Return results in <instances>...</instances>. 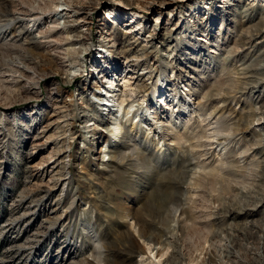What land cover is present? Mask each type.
Wrapping results in <instances>:
<instances>
[{
  "label": "rangeland",
  "instance_id": "1",
  "mask_svg": "<svg viewBox=\"0 0 264 264\" xmlns=\"http://www.w3.org/2000/svg\"><path fill=\"white\" fill-rule=\"evenodd\" d=\"M241 1L0 0V264H157L161 246L182 264H264V46L253 47L264 0ZM39 24L88 48L67 75L54 76ZM122 47L147 49V65L100 74L104 61L128 65ZM116 87L125 120L114 136L102 109Z\"/></svg>",
  "mask_w": 264,
  "mask_h": 264
},
{
  "label": "bare ground",
  "instance_id": "2",
  "mask_svg": "<svg viewBox=\"0 0 264 264\" xmlns=\"http://www.w3.org/2000/svg\"><path fill=\"white\" fill-rule=\"evenodd\" d=\"M137 1V0H136ZM140 1V0H139ZM154 1V0H153ZM160 1H162V0H160ZM145 2V1H144ZM148 2V1H147ZM152 2V1H151ZM158 2V1H157ZM132 3H133V1H132ZM138 3V2H137ZM140 3V2H139ZM158 3H160V2H158ZM171 3V2H170ZM240 3H242V1L240 0ZM165 4V3H164ZM247 4V3H246ZM245 4V11H250L251 10V8L253 7V5L251 6V3H249V4H247L246 5ZM136 5V4H135ZM139 5V4H138ZM140 5H143L142 3L140 4ZM84 6H85V4H84ZM84 6H82V4L80 5V4H72V3H69L68 4V6L67 7H69V8H71L72 10L71 11H74V12H76L78 15H82V14H84L85 12H84V10H85V7ZM144 6V5H143ZM133 12V11H132ZM158 13V12H157ZM21 14V13H20ZM88 14V13H87ZM14 15H16V14H14ZM9 17H10V20L8 19V21L7 22H11V24L12 25H19V24H21V23H24V20L25 19H23L22 17H20V16H13V17H11L10 15H8ZM22 16V15H21ZM87 16V15H86ZM138 17H141V15L139 14V13H137V12H134V15H133V20H135V18H138ZM30 22L31 23H34V27H35V25H37V23H39L40 22V18H38L36 15H30ZM141 19H144V17H142ZM215 19V18H214ZM80 19H76V20H74L73 21V26H71V28H70V30L72 31V32H77V27H78V23H81V24H83V26H85L86 24H88L89 22H88V18H82V20H80ZM263 25H261V29L259 30V33L260 34H264V19H263ZM10 24V25H11ZM41 24V23H40ZM38 25L37 26V29H40L41 30V32H40V35H41V37H44V38H47V39H49V42H46L44 45H46V46H49L48 48H51L52 46V50L50 51V52H48L47 53V55H46V57L48 58V60H49V58L51 59V63L52 64H54L55 66V72H54V76H57L58 74H63V75H67V73L68 72H70L71 71V69L72 68H74L75 66H79L80 65V63H81V60H82V57H83V55L88 51V48L86 47V48H81V50L78 52V50L76 49V48H74V45H75V43L77 42V40H69L68 39V41H67V38L65 39V40H63V41H55V40H53V36H48V34L47 33H49V35H50V33L51 34H54L55 32H53L52 30H51V27L48 25L47 27H46V29H45V31H43V26H41V25ZM81 24H79V26L81 25ZM8 25H9V23H6L5 24V26H3L4 27V29L6 28V27H8ZM11 25V26H12ZM44 25H45V23H44ZM252 25V24H251ZM137 24H135L134 26H132L130 29H132V31H130V32H125V35H129V34H131V33H133V31H134V29H136L137 28ZM153 27V26H152ZM89 29V28H88ZM153 29V28H152ZM213 30V29H212ZM177 31V30H176ZM57 33V32H56ZM58 33H60V32H58ZM65 33V32H64ZM81 33V32H80ZM33 34V33H32ZM70 34V33H69ZM68 34V35H69ZM76 34V33H75ZM83 34V33H82ZM86 34V33H85ZM166 33H163V28H158V27H156L155 29H154V32H153V35L152 36H154V38H158V39H160L163 35H165ZM27 35V34H26ZM28 35H31V33H29L28 32ZM80 35V34H79ZM102 35V34H101ZM168 37H169V39H170V41H172V36H171V34H166ZM33 36V35H32ZM74 36V35H73ZM76 36V35H75ZM82 36V35H81ZM111 37H112V35H110V36H108L107 38H106V42H108V43H111L112 45H113V43L115 42L113 39H111ZM116 37V36H115ZM44 38L42 39V42H43V40H44ZM60 38V37H59ZM82 38V37H81ZM89 38V37H88ZM52 39V40H51ZM71 39V38H70ZM75 39V38H74ZM87 39V38H86ZM16 41H18V40H16ZM15 41V42H16ZM26 41V40H25ZM28 41V40H27ZM254 41V40H253ZM41 44V41H39V39L35 36L34 38H32V39H30L29 40V42H28V45H31V47H36V45L37 44ZM162 44H163V46H165V44L163 43V42H161ZM117 44V43H116ZM179 44V43H178ZM33 45V46H32ZM44 45H42V46H44ZM81 45V44H80ZM67 46H69V48L67 49ZM77 46V45H76ZM114 46H115V44H114ZM129 46H131V45H129ZM264 46V36L261 38V39H259L258 41H257V43L253 46L255 49H261L262 47ZM111 47H113V46H111ZM119 48V47H118ZM153 48V45L150 47V49H152ZM47 49V48H46ZM135 49V48H134ZM134 49H133V47H131V48H129V49H126V48H121V49H118V51H119V54H121L122 56H127L128 55V57L126 58V61L128 62V65L127 66H123V64L121 65H117V63H115V62H105L104 61V64H105V70L104 69H102V67H98V68H96V70L98 69L99 70V72H100V74H104L105 72L106 73H109V71L110 70H112V72H121L122 71V69L123 68H125V69H127V68H129V69H131V70H136L137 69V66H146L147 65V57H148V50L147 49H144V51H143V53L142 54H139L138 52H133L134 51ZM47 52V51H46ZM154 52V51H153ZM131 53H134V55H132V56H130L131 55ZM136 53V54H135ZM141 53V52H140ZM158 53V52H157ZM43 54H45V53H43ZM45 57V59L46 60H44V61H42L43 62V64H42V66L44 67L45 65H49V63H47L46 64V62H48V60H47V58ZM55 59H58V62L57 61H55ZM62 59H64V60H62ZM18 65H19V63H17ZM41 64V63H40ZM21 65V64H20ZM35 65H37V63L35 64ZM39 65V64H38ZM49 67H51V66H49ZM18 68V71H21V72H23V73H32L31 75H32V77H30V79H32V83H33V85L34 86H36V85H38L39 84V82H37V81H35V80H33V72H31L29 69H28V67L27 66H24V65H21V66H18L17 67ZM41 68V67H40ZM30 69H32V68H30ZM48 69V68H47ZM156 69V68H155ZM23 75V74H22ZM30 75V76H31ZM47 75V74H46ZM45 75V76H46ZM108 75V74H107ZM49 76V75H48ZM68 76H69V74H68ZM140 76V75H139ZM92 77H93V74H92ZM128 77H130V76H125L123 79H124V81H126V83H128L129 82V80H125V79H127ZM68 78V77H67ZM67 78H64V85H67L68 83H71V81H69V79H67ZM43 79V78H42ZM95 79V78H94ZM134 79H136L138 82L140 81V79H139V77L137 78V77H134V76H131L130 77V80H134ZM118 80H119V78H118ZM121 81V80H120ZM143 81V80H142ZM142 83V82H141ZM90 84H91V81H90ZM139 84V83H138ZM31 85V84H30ZM60 86V85H59ZM111 87H113V86H115L114 85V83L112 82L111 83V85H110ZM138 88V91L139 92H142V90H144V91H147V89H146V85H138L137 86ZM160 87V84H157V89ZM100 87H98L97 89H99ZM36 88H33V90H35ZM29 90V89H28ZM32 91V90H31ZM119 91H121V90H119L118 89V87H116L115 88V90L114 91H108L107 92V95H108V99H107V105H108V107H106V108H104V109H102V115H106V116H108V117H110V118H112L113 120H115V122H114V125H113V130H114V133H113V135L114 136H116V134L118 133V131H119V128L123 125V123H124V117H121L120 119H118V111L116 112V113H113L114 112V110H115V108L116 107H119V109L124 105V103H125V100L124 99H122L121 101L117 98V93L119 92ZM102 92V91H101ZM153 95L154 96H156V95H158V92H157V90H154L153 91ZM163 97V96H162ZM163 103L165 104V106H169L170 104H169V102H168V98H166L165 100H163ZM171 103V102H170ZM66 105V104H65ZM68 106V105H67ZM66 106V107H67ZM70 106V105H69ZM56 107V106H55ZM64 107V106H63ZM92 108H93V105H92ZM132 108V107H131ZM65 109V108H64ZM62 110H63V108H62ZM67 110H69V109H67ZM72 112V111H71ZM64 113V112H63ZM71 114H67V116H64V118H66V120L64 119V121L62 122L64 125H71V123H68L67 122V117H69ZM128 115H129V113H128ZM134 117H133V119H136L137 120V122H141V116H139V112H137V113H135L134 115H133ZM71 117V116H70ZM120 117V116H119ZM62 118V117H61ZM154 118H157V116L155 115V117ZM57 122V121H56ZM152 123H151V125H150V127L151 126H154L155 125V123H153V121H151ZM51 125V124H50ZM53 125V124H52ZM55 125V124H54ZM60 125V124H59ZM73 126V125H72ZM65 128V127H64ZM47 129V128H46ZM45 131V130H44ZM68 131V130H67ZM69 131H70V129H69ZM60 133H62V132H60ZM64 133V132H63ZM59 134V133H58ZM64 134H68L67 132H65ZM63 134V135H64ZM72 134V133H71ZM57 135V134H56ZM69 136V135H68ZM55 137V136H54ZM218 137V136H217ZM59 138V137H58ZM68 138H70V137H68ZM60 139V138H59ZM59 139H57V140H59ZM66 139V138H65ZM71 139V138H70ZM52 141V140H51ZM66 141V140H65ZM64 141V142H65ZM56 142V141H55ZM54 142V143H55ZM62 143V142H61ZM99 143V142H98ZM59 144V143H58ZM44 145V144H43ZM101 145V144H100ZM64 148V147H63ZM60 147H58V149H57V151H56V153L54 154V156H52L51 157V159L49 160V161H52L53 160V158L55 157V156H59V155H61L60 154ZM38 156V154L36 153V154H34V158L35 157H37ZM107 156V155H106ZM65 157V156H64ZM55 159V158H54ZM59 158H57V162L59 163V161H61L60 159L58 160ZM62 159H64V158H62ZM43 160V159H42ZM47 163V160L46 161H44V163L42 162V164H37V165H34V166H32L33 168H39V167H45V164ZM60 164V163H59ZM61 164H64V162H61ZM67 164V163H66ZM65 164V165H66ZM64 165V166H65ZM47 167V166H46ZM62 173V172H61ZM55 177H58L59 179H58V181H55V182H52V181H54V179H55ZM62 178V176H61V174H59L58 175V173L57 174H55V175H53V177L51 178V182L50 183H52L51 185H48V186H43V187H45V188H43L44 190H43V193H45V194H47V195H49L55 188H57L58 186H59V182H61V181H59L60 179ZM42 190V189H41ZM42 192V191H41ZM73 204V203H72ZM70 205H71V203H70ZM264 205V204H263ZM72 207V206H71ZM261 207H262V205H261ZM260 208V207H259ZM256 209V208H255ZM259 210V209H258ZM257 210V211H258ZM249 214V213H248ZM160 244V242H157V245H159ZM160 248H162V251L161 250H158L157 251V254H156V256H155V254H154V250H152L150 253L151 254H153L154 256H155V258L156 259H158V263L157 264H182V262H183V260L185 261V259H179L178 260V262H173L172 260H169V259H164V251H163V247L161 246ZM138 249V248H137ZM140 252L142 251L141 249H138ZM259 255V254H258ZM160 256V258H158ZM180 257V256H179ZM100 258V259H99ZM98 259V261H99V263H104V264H106V259L105 258H101V257H99ZM175 258V257H174ZM148 259H150L151 260V258L149 257ZM171 259V258H170ZM176 260V259H175ZM258 261V260H257ZM152 262V261H151ZM155 262V261H154ZM193 262V261H192ZM246 263V262H245ZM260 263L261 264H263V262L262 261H260ZM150 264H155V263H150ZM210 264H218V263H215V262H213V261H211V263ZM221 264V263H220Z\"/></svg>",
  "mask_w": 264,
  "mask_h": 264
}]
</instances>
